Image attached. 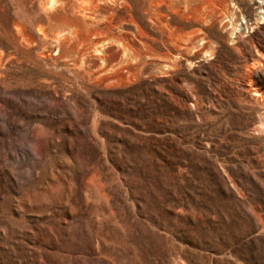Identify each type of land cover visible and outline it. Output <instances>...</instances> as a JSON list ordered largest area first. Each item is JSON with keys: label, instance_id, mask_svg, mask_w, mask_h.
Masks as SVG:
<instances>
[{"label": "rangeland", "instance_id": "1", "mask_svg": "<svg viewBox=\"0 0 264 264\" xmlns=\"http://www.w3.org/2000/svg\"><path fill=\"white\" fill-rule=\"evenodd\" d=\"M260 1L0 0V264H264Z\"/></svg>", "mask_w": 264, "mask_h": 264}, {"label": "built area", "instance_id": "2", "mask_svg": "<svg viewBox=\"0 0 264 264\" xmlns=\"http://www.w3.org/2000/svg\"><path fill=\"white\" fill-rule=\"evenodd\" d=\"M260 3H261V4H260V6H261V7H260V19H261V20H262V19L264 20V0H261Z\"/></svg>", "mask_w": 264, "mask_h": 264}, {"label": "bare ground", "instance_id": "3", "mask_svg": "<svg viewBox=\"0 0 264 264\" xmlns=\"http://www.w3.org/2000/svg\"><path fill=\"white\" fill-rule=\"evenodd\" d=\"M250 82H251V80L249 79V83L248 84H250ZM254 96H256V95H258L259 93H257V92H253L252 93Z\"/></svg>", "mask_w": 264, "mask_h": 264}]
</instances>
